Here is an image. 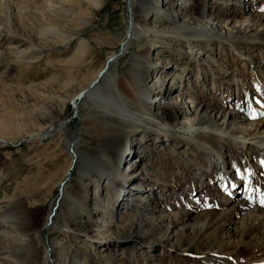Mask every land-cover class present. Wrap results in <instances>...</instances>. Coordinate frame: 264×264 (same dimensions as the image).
I'll use <instances>...</instances> for the list:
<instances>
[{"label": "rangeland", "instance_id": "obj_1", "mask_svg": "<svg viewBox=\"0 0 264 264\" xmlns=\"http://www.w3.org/2000/svg\"><path fill=\"white\" fill-rule=\"evenodd\" d=\"M131 4L0 0V137L8 141L0 142V264H264V250L249 255L259 237L239 229L243 213L226 214L237 197L251 200L252 207L260 203L259 212L264 211V179L258 174L264 152L241 149L219 134L234 132L222 125L220 116L227 112L239 110L243 124L264 120V37L249 29L236 42L225 36V27L248 15L263 17V24L264 0H148L144 20ZM202 11L220 20L218 40L189 33L202 21ZM132 18L162 31L159 38L125 43L127 52L119 53ZM185 18L194 24L180 33ZM171 31L179 34L169 38ZM118 53L107 77L96 84L105 95L129 79L127 59L145 55L140 64L149 70L141 80L148 100L142 110L126 100L127 107L152 123L175 121L183 132L195 111L205 109L215 134H163L152 126L124 124L90 104L75 106L73 116L72 96ZM114 145L119 155L137 151L139 158L113 171L111 160L102 158ZM135 165L140 169L133 175L145 184L139 206L128 194L117 199L115 193L116 183ZM226 174L239 177L238 196ZM144 202L153 205L155 218L157 209L187 214L185 228L164 245L158 232L147 239L121 235L122 228L145 218ZM55 207L53 221L45 224Z\"/></svg>", "mask_w": 264, "mask_h": 264}, {"label": "bare ground", "instance_id": "obj_2", "mask_svg": "<svg viewBox=\"0 0 264 264\" xmlns=\"http://www.w3.org/2000/svg\"><path fill=\"white\" fill-rule=\"evenodd\" d=\"M147 1L148 0H130V2L134 4V8L141 10L145 5H147ZM145 16H146L145 13L141 16L143 20L145 19ZM198 16L202 18V21L199 22L198 24L195 23L196 25L193 31L190 30L191 32H189V30H187L186 27H190L189 25H193L194 20L192 18H185L184 19L185 29H182L180 33H186V31H188L189 33H193L194 35H196V37H202L207 41L216 40L217 35L220 37L221 34L218 31L220 28L219 27L220 20H218L217 17L211 15L210 13L204 14L203 11L199 12ZM262 19L263 17L261 16L248 15L244 17L239 23L236 22L238 24L237 26H231L229 28H226L225 27L226 23L224 22L225 24L222 23L224 25L222 27L223 28L225 27L226 38H229L230 41L232 42H236L238 39L245 37V35H247L245 33L246 31H248V29L249 31H255L257 38L264 37V23L263 24L261 23L263 21ZM134 21L135 20H133L132 18L130 23L125 25L124 36L119 43L120 46L119 53L122 52L124 54L127 52L128 48L127 45H125V43L127 42L131 44V42L133 41L138 42L140 39H146L149 37L159 38L158 32L162 30L150 29L146 27L145 24L144 25L139 24ZM169 33H170L169 38H172L173 34L175 36L179 34L176 31H171ZM119 53L110 55L107 58L105 65L98 73L97 77L94 78L88 85L79 89L74 94V96H72L70 101L72 100L71 102L74 103L75 106L80 105L86 107L88 104L94 105L96 108L101 110L105 115L116 117L117 119H120L124 124L138 125L146 129H152L150 127L152 126L154 127V129H156V132H158V130L161 129V131L159 132H163V134L179 133V132H182V135L190 134V136H194L199 133L204 134L206 136L215 134V131L209 128L211 127V123H213L212 116L205 109H201L199 112L195 111L193 122L191 123V125H189L188 127L189 131H187L188 132L187 133L181 131L180 124H177V122L175 121H171L170 124L163 122L152 123L149 119L143 118V116L137 114L136 113L137 111L133 112V110L127 107L126 100L130 102L132 101L140 110H142L145 108V104L148 100V92L142 89V80H141L142 76L146 75L149 70L147 67L143 66L142 63L140 64V62L146 60L145 55H139L137 53H133L126 61V64L129 66L130 69L129 79H124L122 82V86L120 88L119 86L115 88L113 87L112 88L113 93L111 92L112 93L111 95L110 94L105 95L104 90H102L100 86H96V84H98L100 81H104V78L107 77V74H105L107 70L104 73H102V71L104 70L105 66H107L108 68L109 65L111 66L116 61V57L119 55ZM155 66L159 68L160 64H156ZM112 82H116L115 77L113 78ZM154 82L155 83L159 82L158 77L155 78ZM159 84L161 86V82H159ZM125 87L128 90H124ZM105 96L107 98H105ZM98 105H100L101 109L98 107ZM238 111L236 113L227 112L224 115L220 116L223 119L222 125L224 127H228V129L229 128L232 129L234 132L231 133L230 130L228 131L222 130L220 131L219 134L224 136V139L226 141H229L231 143H234L235 145L240 146L241 149H244V147L246 146L250 148H252L251 146H253L259 152H264V120L262 121L258 120L259 122L258 123L256 122V124L254 123L243 124L240 119V116L238 115ZM173 122L175 123V125H173ZM1 129L3 130L2 127ZM226 129L227 128H224V130ZM235 132L242 134V136H236ZM41 133H43V131L32 133L29 135V138L34 139L38 137V135ZM0 142L6 143L8 141L0 137ZM67 144H69L70 153L72 151L76 156V160H78L77 159L78 154L75 145L73 146V143L71 142ZM247 147L245 149H247ZM118 148L119 147L117 145L108 147V149H111L110 155H108V157L104 155L102 158L104 160H109V161L111 160L113 171H117L123 161H126L127 159L132 160L133 157L134 159L139 158V154L137 151H130L128 154L121 156L117 153ZM129 169L131 172H129L128 174L125 173L123 175V181H122L123 183L121 184V180L118 181V183H116L118 187L115 189V193L117 195V199H120L121 197L125 196V194L126 195L128 194L129 197L128 201L132 202L134 206H139L141 204V198H140L141 187H145V184L141 180H139V178H136L135 175H133L135 169L136 172L139 171L140 169L139 165H135L133 170H131V168L128 167V170ZM226 173H229V171ZM258 174L262 175L261 177L262 179H264V166L261 169L258 168ZM227 178H229V180L231 181V185L234 186L240 184L241 182L239 177L237 176L231 177L228 175ZM65 182H67V179L64 177L62 181L59 183V186L61 187V199H63L66 195ZM240 188L241 187L236 186L235 192L237 193V191ZM83 193L84 192H79L76 195L78 197L77 199L80 200L81 202H83V200L85 199V197H83L84 196ZM239 194L240 193H237V196ZM235 201L236 202L233 203L231 207L228 208L226 214L236 215L238 213H243L242 219L240 220L239 229L241 231L248 230L250 233H256L258 235L259 241L256 242L255 245L251 247V249L249 250V255H259V253L264 250V211H262L261 213L259 212V206H261V204L258 202L256 203L254 202L256 206L252 207L251 200H242V199H238V197ZM143 204L144 205H142V211L143 214L145 215V218H139L136 221L132 222L130 226L124 229L122 228V230L120 231L121 235L130 234V233L140 234V236L143 239H147L152 237V235H155L154 233L158 232L163 234L160 240V244L164 245V243L167 242L172 235H175L174 234L175 231L177 230L182 231L185 228L186 225L184 220L186 219L185 217L187 214H183L181 216H179V214L170 215L162 212V210L157 209L158 217L155 218L154 216H152L155 211L153 205L148 206V203L146 202H144ZM249 207H252L251 210H248ZM53 209L48 210V213L46 214L45 224L48 223L49 219L51 222L53 221L52 219L55 215L52 214ZM226 217H230V215H227ZM233 224L234 223H232V225ZM46 258L47 257L44 253V257L42 258V260L45 261ZM221 264H225V262Z\"/></svg>", "mask_w": 264, "mask_h": 264}, {"label": "water", "instance_id": "obj_3", "mask_svg": "<svg viewBox=\"0 0 264 264\" xmlns=\"http://www.w3.org/2000/svg\"><path fill=\"white\" fill-rule=\"evenodd\" d=\"M107 70V66H105V68H104V70L102 71V73H104L105 71ZM71 106H72V108H73V111H74V115L73 116H75V114H76V107H75V104L74 103H71L70 104ZM70 152V151H69ZM60 194H61V191H60ZM55 209H56V207L53 209V213L52 214H54V211H55ZM50 219L48 220V224H50Z\"/></svg>", "mask_w": 264, "mask_h": 264}]
</instances>
